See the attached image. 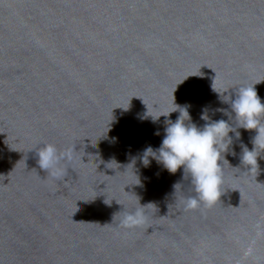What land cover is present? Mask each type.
Masks as SVG:
<instances>
[{
    "label": "water",
    "instance_id": "1",
    "mask_svg": "<svg viewBox=\"0 0 264 264\" xmlns=\"http://www.w3.org/2000/svg\"><path fill=\"white\" fill-rule=\"evenodd\" d=\"M0 264H264V0H0Z\"/></svg>",
    "mask_w": 264,
    "mask_h": 264
}]
</instances>
